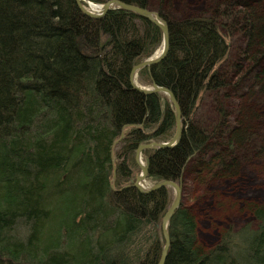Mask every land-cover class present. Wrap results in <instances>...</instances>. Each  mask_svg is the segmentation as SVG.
I'll list each match as a JSON object with an SVG mask.
<instances>
[{"label": "trees", "instance_id": "1", "mask_svg": "<svg viewBox=\"0 0 264 264\" xmlns=\"http://www.w3.org/2000/svg\"><path fill=\"white\" fill-rule=\"evenodd\" d=\"M119 1L150 8L149 0ZM157 14L167 25V51L134 83L172 93L181 131L174 145L140 156L149 183L180 185L190 161L195 173L206 167L196 157L209 134L193 114L203 94L227 86L217 68L228 54L225 36L235 27L246 39V60L258 64L264 15L251 0H223L210 14ZM161 41L159 27L119 7L89 17L75 0H0V264H156L171 187L136 189L134 150L171 138L174 109L164 93L132 87L129 71ZM256 78L264 95V63ZM230 137L219 167L244 155L235 130ZM257 142L255 158L264 157V137ZM248 210L253 228H227L202 251L180 196L163 264H264V202Z\"/></svg>", "mask_w": 264, "mask_h": 264}, {"label": "rangeland", "instance_id": "2", "mask_svg": "<svg viewBox=\"0 0 264 264\" xmlns=\"http://www.w3.org/2000/svg\"><path fill=\"white\" fill-rule=\"evenodd\" d=\"M222 1L149 0V10H162L178 17L210 14L213 7ZM251 4L264 15V0H251ZM230 29L225 36L229 45L228 54L217 66L225 75L227 86L218 92L203 94L193 114L194 123L209 134L208 144L196 157L197 162L199 160L206 167L203 172L195 173L194 161H190L180 181L181 202L195 218L196 245L202 251L211 248L219 233L227 228L233 231L245 225L253 228L254 221L248 205L264 202V157L255 158L261 144L254 143L257 137H264V95L258 91L256 78L264 59L256 65L247 61L250 51L247 54L243 52L246 39L236 32L235 27ZM218 107L223 108L221 116ZM234 130L242 140L244 155L236 160L237 163L219 167L216 161L221 157L227 160L226 150L232 148L228 139ZM140 160L143 162L141 156ZM216 171L220 172L209 180V176ZM142 184L149 186L151 183L144 180ZM169 193L172 197V188H169Z\"/></svg>", "mask_w": 264, "mask_h": 264}, {"label": "water", "instance_id": "3", "mask_svg": "<svg viewBox=\"0 0 264 264\" xmlns=\"http://www.w3.org/2000/svg\"><path fill=\"white\" fill-rule=\"evenodd\" d=\"M84 2V5L80 3L79 0H75L77 7L79 10L84 13L85 15L89 17H100L103 15L107 10L113 8V7H119L124 10L132 11L136 13L138 16L146 18L150 20L152 23H154L159 29L161 30L162 33V41H161V47L160 50L157 54L154 56H151L149 58H146L137 64H134L129 71V80L130 84L132 87H134L137 91L143 93V94H148L151 92H162L166 95L168 101L171 103L174 109V122H175V129L174 133L171 136V138L168 141L165 142H156V141H151L147 143H140L136 146L134 150V159L135 162L139 166V173L134 177V179L131 181L132 185L138 189L141 192H147L150 190H154L163 186H169L173 189V196L171 199L170 204L166 208L164 214L161 217L160 220V228H161V233H162V246L160 248V253L159 257L157 259L156 264H163L165 256H166V251L168 247V233H167V224L168 221L173 214L174 210L178 207L179 202H180V185L172 180H166L162 179L159 180L155 183L150 184L149 186H144L142 182L145 180L146 175H147V165L143 163L140 160V151L142 149L146 148H164V147H169L174 145L180 136V131H181V126H180V113H179V108L178 105L174 99V96L172 93L166 89L165 87L162 86H157L155 84H151L149 87L145 86H138L134 83V77L136 75V72L142 68V67H148L149 65L153 64L157 60L161 59L166 51H167V46H168V31H167V25L166 22L160 18V16L157 14V12H153L147 8H142L133 4H127L123 3L119 0H107L101 4H96L93 2H88V0H82ZM89 3L94 6H98V10H94L89 6ZM122 135H120L121 137Z\"/></svg>", "mask_w": 264, "mask_h": 264}, {"label": "bare ground", "instance_id": "4", "mask_svg": "<svg viewBox=\"0 0 264 264\" xmlns=\"http://www.w3.org/2000/svg\"><path fill=\"white\" fill-rule=\"evenodd\" d=\"M88 2H89V1H88ZM89 6H90L92 9H94V10H98V6L91 5L90 3H89Z\"/></svg>", "mask_w": 264, "mask_h": 264}]
</instances>
